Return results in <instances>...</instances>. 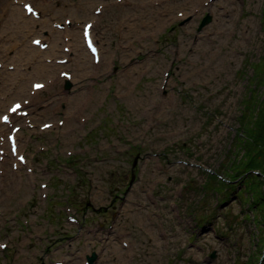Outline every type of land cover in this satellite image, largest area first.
Returning a JSON list of instances; mask_svg holds the SVG:
<instances>
[{
	"label": "rangeland",
	"instance_id": "rangeland-1",
	"mask_svg": "<svg viewBox=\"0 0 264 264\" xmlns=\"http://www.w3.org/2000/svg\"><path fill=\"white\" fill-rule=\"evenodd\" d=\"M33 1L39 9L46 6ZM76 1L78 12H56L54 4L67 9V2L56 0L42 9L45 18L36 21L23 19L21 7L0 0V14L8 13L2 14L3 24L15 8L20 21L32 26L12 35L2 25L0 61L10 60L0 69V115L12 101L31 98L32 80L49 82L48 89L31 98L29 121L19 120L20 150L28 165L13 171L15 157L6 144L0 148L5 156L0 161V207L5 206L6 216L19 212L22 220L20 227L12 223L6 231L0 221V241L21 247L0 254L17 258L16 264H40L29 248H34L31 253L49 248L55 256H66L68 264H77L71 251L104 247L96 264H262L264 230L251 220L246 198L238 195L244 185L225 196L216 189L224 185L207 172L230 182L225 154L239 151L233 137L240 127V100L256 80L263 84L257 94L264 98V0ZM6 5L12 7L5 10ZM99 5L100 17L82 16ZM47 13L57 21L69 17L74 25L55 30ZM207 14L210 21L198 30ZM93 18L100 64H93L82 25H76ZM40 30L52 44L46 52L30 46L32 37H42ZM50 30L56 31V43ZM65 36L72 38L74 55L70 64L57 66L55 60L66 56L61 50ZM60 69L73 75L69 89L58 77ZM18 81L25 82L24 95L15 93ZM45 122L53 125L41 131ZM7 131L0 124V133ZM48 182L54 197L40 203L39 186ZM67 203L85 219L81 229L59 212ZM113 218L109 232L106 226ZM94 222L106 223L97 236L86 231ZM35 228L47 239L16 238ZM123 241L129 242L131 259L125 257Z\"/></svg>",
	"mask_w": 264,
	"mask_h": 264
},
{
	"label": "trees",
	"instance_id": "trees-1",
	"mask_svg": "<svg viewBox=\"0 0 264 264\" xmlns=\"http://www.w3.org/2000/svg\"><path fill=\"white\" fill-rule=\"evenodd\" d=\"M246 63L249 64L250 61L246 60ZM258 64H262V61ZM258 74L260 69L255 70V75L258 76ZM253 84L255 86L249 84L251 87L249 85V88L246 87V93L240 100L241 110L237 117L240 127L237 128L233 137L235 144L237 146L239 144V151L233 155L235 151L228 149L225 154V159L229 158V161L224 167L229 170L227 177L230 182L218 177L216 173H209V175L214 177L218 184L224 185V187L219 185L216 189L224 192L225 196L231 189L236 193L243 184L244 187H241L238 195L246 198L249 210L254 214L251 220L257 227L264 230V98H260L257 94L262 83L256 80ZM232 156L236 157L230 158ZM238 177H241L240 184L233 183ZM227 188L230 190H226ZM251 262L254 263L248 261L247 264ZM261 263L264 264V262Z\"/></svg>",
	"mask_w": 264,
	"mask_h": 264
},
{
	"label": "bare ground",
	"instance_id": "bare-ground-1",
	"mask_svg": "<svg viewBox=\"0 0 264 264\" xmlns=\"http://www.w3.org/2000/svg\"><path fill=\"white\" fill-rule=\"evenodd\" d=\"M51 4L49 3L48 4V6H50ZM42 8H44V6L42 7ZM52 8L54 9L55 8V5H53L52 6ZM5 9H8V7H5ZM17 9H20V8H18L17 7ZM61 12H64V10L63 9H61V10H58V13H61ZM65 12H68V10H66L65 9ZM70 12V11H69ZM94 14V13H93ZM0 16H1V14H0ZM87 16H88V14H87ZM20 17H18V16H16V9L14 8L13 10H12V12H11V14L8 16V18L6 19V22H5V24H2V25H4V28H7V29H10L9 30V32L10 33H12V35L14 34V33H16V31L17 30H20V31H25V30H32V26H31V23L30 22H26V21H24V20H21L20 21V19H19ZM35 18L34 17H31V20H34ZM4 22V21H3ZM1 23H2V21H1V18H0V27H1ZM56 32V31H55ZM58 33V32H57ZM34 38H36V37H34ZM33 38V39H34ZM55 39H57L56 38V36H55ZM31 46L33 47V45L31 44ZM51 46H48V48L46 49L47 51L49 50V48H50ZM23 50L24 51H26V49H25V47H23ZM23 50H21L22 52H23ZM46 52V51H45ZM99 54L101 55V61H100V63L102 62V53H101V50L99 49ZM68 64V63H67ZM67 64H65V65H67ZM33 75H37L35 72L33 73ZM15 78V77H14ZM72 80H73V76H72ZM20 81H18V83H19ZM31 84H33V82L31 83ZM31 88V87H30ZM20 89H17L16 91H15V93L16 94H19L20 93ZM20 95V94H19ZM128 245V244H127Z\"/></svg>",
	"mask_w": 264,
	"mask_h": 264
},
{
	"label": "water",
	"instance_id": "water-1",
	"mask_svg": "<svg viewBox=\"0 0 264 264\" xmlns=\"http://www.w3.org/2000/svg\"><path fill=\"white\" fill-rule=\"evenodd\" d=\"M210 19H211V15H210V14H207V15L205 16V18L202 20V23H201V25L199 26L198 30H200V29L202 28L203 25H205L206 23H208V22L210 21ZM67 87H69V85H67ZM133 179H134V175H133ZM214 257H215V254L212 255V258H214ZM93 259H94V256L92 257L91 260H93Z\"/></svg>",
	"mask_w": 264,
	"mask_h": 264
},
{
	"label": "snow or ice",
	"instance_id": "snow-or-ice-1",
	"mask_svg": "<svg viewBox=\"0 0 264 264\" xmlns=\"http://www.w3.org/2000/svg\"><path fill=\"white\" fill-rule=\"evenodd\" d=\"M28 11H30V12H31V11H32V9H31V8H29V9H28ZM37 87H40V85H37Z\"/></svg>",
	"mask_w": 264,
	"mask_h": 264
},
{
	"label": "flooded vegetation",
	"instance_id": "flooded-vegetation-1",
	"mask_svg": "<svg viewBox=\"0 0 264 264\" xmlns=\"http://www.w3.org/2000/svg\"><path fill=\"white\" fill-rule=\"evenodd\" d=\"M103 250H104V248H103ZM103 250L101 252H103Z\"/></svg>",
	"mask_w": 264,
	"mask_h": 264
}]
</instances>
